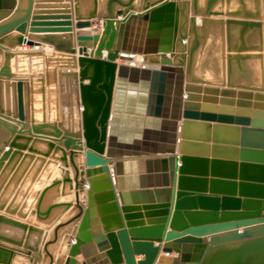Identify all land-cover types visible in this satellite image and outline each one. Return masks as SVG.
I'll list each match as a JSON object with an SVG mask.
<instances>
[{
    "label": "water",
    "instance_id": "1",
    "mask_svg": "<svg viewBox=\"0 0 264 264\" xmlns=\"http://www.w3.org/2000/svg\"><path fill=\"white\" fill-rule=\"evenodd\" d=\"M18 11L0 0V117L22 127L0 149V264H264V0Z\"/></svg>",
    "mask_w": 264,
    "mask_h": 264
},
{
    "label": "crops",
    "instance_id": "2",
    "mask_svg": "<svg viewBox=\"0 0 264 264\" xmlns=\"http://www.w3.org/2000/svg\"><path fill=\"white\" fill-rule=\"evenodd\" d=\"M25 7H26V0H17V9H19V11L16 14V16H14V18H10V19H15V18L19 17L23 13V10L25 9ZM7 19L9 20V18H7ZM7 19H5L3 21H6ZM91 27L94 28L95 25H92ZM87 31H90V28L80 29V30L75 29V32H81L82 33V32H87ZM37 47L40 48L41 50L45 51V52L52 51V48L47 44L40 43L39 46H37ZM27 48L30 49L29 46H27V45L16 46V49H20V50H24ZM117 62L123 63L124 61L117 59ZM73 71H76V69H73ZM179 123H180V121H179ZM21 128L22 127H21L20 123L0 117V149H3L5 147V144L9 140V138L11 137L12 133L18 129H21ZM203 134H206L208 137V140H210V141L205 142V140H204L205 135H203ZM187 135H188V141H190L192 143H194V142L200 143V144H198L199 146L190 147L191 153L198 154V155L210 156L214 152L212 150V147H211L212 146L211 140H212V137L214 136L212 129L203 130V128H200L199 126H194L189 130ZM178 146L179 145L176 144V151H177ZM221 156H224V155H221ZM154 181H155L154 178L146 179V183H152ZM172 255H174V254H172Z\"/></svg>",
    "mask_w": 264,
    "mask_h": 264
},
{
    "label": "bare ground",
    "instance_id": "3",
    "mask_svg": "<svg viewBox=\"0 0 264 264\" xmlns=\"http://www.w3.org/2000/svg\"><path fill=\"white\" fill-rule=\"evenodd\" d=\"M93 29H94L93 27H90V30H93ZM133 62L138 64L140 62V56H135L134 59H133Z\"/></svg>",
    "mask_w": 264,
    "mask_h": 264
}]
</instances>
